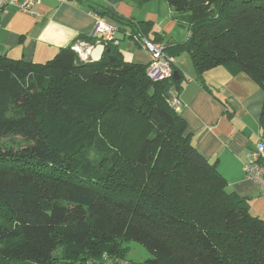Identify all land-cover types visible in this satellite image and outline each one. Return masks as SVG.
Wrapping results in <instances>:
<instances>
[{"label":"trees","instance_id":"obj_1","mask_svg":"<svg viewBox=\"0 0 264 264\" xmlns=\"http://www.w3.org/2000/svg\"><path fill=\"white\" fill-rule=\"evenodd\" d=\"M126 1L168 5L189 36L164 51L187 53L208 91L222 67L264 93V0ZM90 12L140 47L163 42L151 22ZM147 70L110 44L99 62L73 47L45 63L0 55V264H134L131 242L149 252L144 264H264V219L229 192L172 103L184 76L153 82ZM260 127L264 137V104Z\"/></svg>","mask_w":264,"mask_h":264},{"label":"crops","instance_id":"obj_2","mask_svg":"<svg viewBox=\"0 0 264 264\" xmlns=\"http://www.w3.org/2000/svg\"><path fill=\"white\" fill-rule=\"evenodd\" d=\"M152 3L158 7L156 16L160 17V21L164 17L171 20L159 23L151 12L144 11ZM92 7L107 10L127 21L153 23V31L163 36L162 44H181L189 36L182 27V36L178 38L184 37L185 40L177 41L168 36L167 33L178 25L165 2L152 1L139 8L126 0H42L35 6L34 15L15 9L0 11V55L14 60L45 63L58 55L61 49L77 47L86 52L83 60H90V52L94 48L99 44L107 45L97 41L95 46H90L80 41L81 37H94L97 16L90 12ZM111 24L119 30L118 25ZM117 37L121 43L118 34ZM155 38L151 35L149 39L152 41ZM132 43L128 45V50H133L135 54L128 59L125 50L118 46L124 60L148 65V53L137 43ZM175 59V70L178 69L184 79L181 92L173 94L175 105L179 107L178 113L187 123L186 133L191 135L198 152L217 166L228 182L229 192L247 199L251 213L264 219V196L244 172L246 155L262 136L260 117L264 104L263 91L247 75L232 77L227 70L220 69L222 67L206 74L208 91L196 81L195 70L187 53Z\"/></svg>","mask_w":264,"mask_h":264},{"label":"built area","instance_id":"obj_3","mask_svg":"<svg viewBox=\"0 0 264 264\" xmlns=\"http://www.w3.org/2000/svg\"><path fill=\"white\" fill-rule=\"evenodd\" d=\"M42 0H0V10L15 9L24 14L34 15V8ZM118 30L110 25L105 19L97 17L94 38L98 41L117 47L120 41L117 37ZM144 39V38H143ZM141 41V47L150 56L147 75L153 82L166 81L173 78L176 59L165 53L163 45H157L148 39ZM74 50L80 54L81 50L77 47ZM245 176L253 181L264 196V137H260L254 148L248 151L244 166ZM93 264V263H90ZM102 264H128L121 259H104Z\"/></svg>","mask_w":264,"mask_h":264},{"label":"rangeland","instance_id":"obj_4","mask_svg":"<svg viewBox=\"0 0 264 264\" xmlns=\"http://www.w3.org/2000/svg\"><path fill=\"white\" fill-rule=\"evenodd\" d=\"M145 10H146V12H151L154 15V17H156L154 19L156 21H159V23L160 22H165L167 19H170L169 17H164L160 21V17L159 16H156V13H157V10H158V7H157L156 3L149 4L147 7L144 8V11ZM105 20L109 23V21L107 19H105ZM109 24L112 25L111 22ZM182 33H183V30L180 27L174 26L172 28V31H169V33H167V34H168V36L171 39H174V40L179 41V40H182V39L183 40L186 39L184 37H182L181 39L178 38V37L182 36ZM118 35H119V38L121 40V43H120L119 47L120 48H123L125 50V54H126L127 59L128 58H132L134 56L135 52H133V50L129 52L130 49L128 50V45H130V43H132V42L135 44L136 42L133 41V40H130L128 38V36L125 37L124 33L123 32H120L119 30H118ZM144 39H147V38H144ZM141 41H142V39H141ZM133 43H132V45H134ZM161 43L159 42L157 45H160L161 46L162 45ZM141 48H142L143 51L146 52V50H144L143 47H141ZM85 53H86L85 51L81 50V56L80 57H83V58H81L82 60L84 59V57L86 55ZM83 61H85V60H83ZM220 69H223L224 70L225 68H220ZM173 96L174 97L172 98L173 99L172 103L175 104V94H173ZM129 248H130V252H129L128 256H127V260L130 261V262H132V263H134V264H144V262L146 260H148L149 257H150L149 252L141 244H139V243L131 242L129 244ZM58 254H59V252L57 253V255ZM57 264H79V263H71V261H68V260H65V261L64 260H60V261H58Z\"/></svg>","mask_w":264,"mask_h":264},{"label":"water","instance_id":"obj_5","mask_svg":"<svg viewBox=\"0 0 264 264\" xmlns=\"http://www.w3.org/2000/svg\"><path fill=\"white\" fill-rule=\"evenodd\" d=\"M106 52V47L104 45H98L96 48H94L90 52V60L91 62H99L102 60L104 53ZM179 78V73L178 71L174 72L173 79L177 80ZM159 116L169 125L173 124V117L169 115L167 112L164 110H158Z\"/></svg>","mask_w":264,"mask_h":264},{"label":"bare ground","instance_id":"obj_6","mask_svg":"<svg viewBox=\"0 0 264 264\" xmlns=\"http://www.w3.org/2000/svg\"><path fill=\"white\" fill-rule=\"evenodd\" d=\"M175 72V71H174ZM174 76V75H173Z\"/></svg>","mask_w":264,"mask_h":264}]
</instances>
